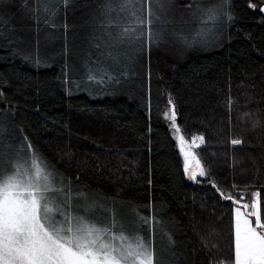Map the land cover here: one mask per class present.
<instances>
[{
  "label": "trees",
  "instance_id": "16d2710c",
  "mask_svg": "<svg viewBox=\"0 0 264 264\" xmlns=\"http://www.w3.org/2000/svg\"><path fill=\"white\" fill-rule=\"evenodd\" d=\"M105 3L55 5L49 24L33 0L0 2V163L11 170L38 154L67 189L96 198L89 216L114 215L146 242L161 234L155 256L166 241L169 264H233L234 207L250 213L259 192L264 223V0H173L163 13L151 0L137 5L157 42L120 45L126 74L98 85L86 69L118 31L108 21L124 23L104 15ZM210 8L214 22L204 20ZM169 99L183 136L204 137L193 147L208 173L200 183L183 170Z\"/></svg>",
  "mask_w": 264,
  "mask_h": 264
},
{
  "label": "snow or ice",
  "instance_id": "6c2138e0",
  "mask_svg": "<svg viewBox=\"0 0 264 264\" xmlns=\"http://www.w3.org/2000/svg\"><path fill=\"white\" fill-rule=\"evenodd\" d=\"M146 2L106 0L104 15L116 13L117 19L124 23L108 21L107 26L116 27L118 31L114 35L108 33L109 42L105 45L106 51L102 53L104 59L95 66L87 67L88 81L98 85L119 84L121 76L126 74L117 71L121 68L124 54L115 49L124 43L136 41H143L141 48L157 42L159 34H152L147 28L152 21L147 16L138 15L142 9L137 8V5ZM151 2L162 13L173 4V0ZM220 2L223 4L227 0ZM24 3L27 5L28 0H24ZM68 3L69 0H33V4L40 5L39 11L46 16L45 23L49 24L60 10L55 5L66 7ZM26 11L34 13L37 9L26 8ZM217 15V10L210 8L204 12V20L214 22ZM155 20H160V16H155ZM197 35L206 38L203 30ZM184 43L191 47L195 41L189 43L184 38ZM168 102L172 105L171 99ZM166 119L170 121V128L179 141V153L183 155V170L187 178L200 183L197 177H205L208 173L192 149L199 148L204 137L194 136L189 142L180 134L174 105L166 114ZM3 132V126L0 125V143ZM241 142L239 139L231 141L234 145ZM27 148L30 149L31 145L28 144ZM221 195L226 200L233 199L222 192ZM253 196L251 213L244 214L240 207L235 208L233 264H264V223H261L260 193L256 192ZM75 199L77 203L74 212L71 192L66 191L63 181L38 154L19 158L11 170H6L0 163V264H154L150 239L146 242L135 231L126 233L125 226L114 215L107 218V223L89 216L98 207V201L94 197L90 199L87 193H77ZM234 203L239 204V201ZM242 207L248 208L249 205L245 203ZM250 216L255 217V227L251 219L247 218ZM142 219L148 222L146 218Z\"/></svg>",
  "mask_w": 264,
  "mask_h": 264
},
{
  "label": "rangeland",
  "instance_id": "374dc122",
  "mask_svg": "<svg viewBox=\"0 0 264 264\" xmlns=\"http://www.w3.org/2000/svg\"><path fill=\"white\" fill-rule=\"evenodd\" d=\"M170 109H171V107H168V108H166V112H165V114H164V117L166 118V114L167 113H169V111H170ZM167 120V119H166ZM167 121H169V120H167ZM190 142V141H189ZM56 173V172H55ZM57 174V173H56ZM58 175V174H57ZM58 177H59V175H58ZM59 179L61 180V178L59 177ZM62 181V180H61ZM65 185V184H64ZM66 191H70L69 189H67V187H66ZM71 192V191H70ZM71 194H72V196H73V201H72V204H73V210L75 209V205H76V203H77V200L75 199V195L77 194V193H74V192H71ZM236 207H238V206H236ZM236 207H234V223H235V208ZM241 208V207H240ZM253 211V208H252V206H251V208H250V213ZM75 212V211H74ZM241 212L242 213H244V214H247L248 212L244 209V208H241ZM247 218H249V219H251V221H252V223H253V226L255 227L256 225H255V217L254 216H250V217H247ZM258 231H259V229H258ZM151 236H152V239H151V241H153L152 242V249H153V252H154V257H155V259H154V264H156V261H157V264L159 263V264H169L167 261H166V258L164 257V253L165 254H167L168 252H170L171 253V248L172 247H170V245H169V243H167L166 241H165V249L163 250V253L162 254H160L159 256H155V254H156V252H155V249H154V244H155V246H156V243L158 242V243H161L162 245L164 244V241H163V239L161 238V234H159L158 232H151ZM166 243H167V247H166ZM174 253V252H173Z\"/></svg>",
  "mask_w": 264,
  "mask_h": 264
},
{
  "label": "water",
  "instance_id": "95a60500",
  "mask_svg": "<svg viewBox=\"0 0 264 264\" xmlns=\"http://www.w3.org/2000/svg\"><path fill=\"white\" fill-rule=\"evenodd\" d=\"M180 134L181 135H183L181 132H180ZM186 139V138H185ZM187 140V139H186ZM177 144H179V141H178V139H177ZM179 148V147H178ZM192 151L194 152V154H195V156H196V158L197 159H199L200 160V158H199V156L197 155V153H196V151H195V149L193 148L192 149ZM200 162H201V160H200ZM195 164V161H193V165ZM186 176H187V174H186ZM188 179V178H187ZM189 180V179H188ZM191 183H194L193 181H191V180H189ZM227 202H231V203H234V199H232V200H226Z\"/></svg>",
  "mask_w": 264,
  "mask_h": 264
}]
</instances>
